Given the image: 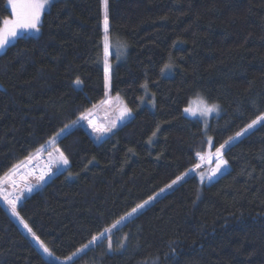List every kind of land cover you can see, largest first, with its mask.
I'll list each match as a JSON object with an SVG mask.
<instances>
[{
  "label": "trees",
  "instance_id": "obj_1",
  "mask_svg": "<svg viewBox=\"0 0 264 264\" xmlns=\"http://www.w3.org/2000/svg\"><path fill=\"white\" fill-rule=\"evenodd\" d=\"M106 12L107 54L102 0L54 1L37 36L0 53V182L40 152L69 161L17 204L52 256L0 196V264H264V123L226 145L215 181L196 169L207 138L215 152L264 114V0H107ZM9 16L0 0V27ZM198 94L220 108L207 132L183 112ZM111 97L132 117L99 143L83 121L65 128Z\"/></svg>",
  "mask_w": 264,
  "mask_h": 264
},
{
  "label": "snow or ice",
  "instance_id": "obj_2",
  "mask_svg": "<svg viewBox=\"0 0 264 264\" xmlns=\"http://www.w3.org/2000/svg\"><path fill=\"white\" fill-rule=\"evenodd\" d=\"M47 3V0H8V4L11 6V15L12 19H4L3 20V27H0V48H3L11 38H14L18 34V30H34L39 31L38 25L40 24V15L41 11ZM102 3L105 7V19H104V47L105 52L107 54L108 48H109V27H108V17H107V0H102ZM165 68L170 67V65L166 64L164 66ZM109 65L107 63V60L105 61V67H104V73H105V88H109L110 86V77H109ZM75 85L78 87L81 84V81L77 79L75 82ZM145 91H147V85H144ZM196 103L198 105V111L200 116L207 117L210 113L218 112L219 111V105L216 103H208L206 99L199 96L198 94V101L196 102H190L188 107H185L183 109V112L188 113L190 115H196L197 110L192 107V104ZM130 115V111L126 106L120 107V115L118 119L120 121H123L127 116ZM91 117V110H86L85 112L81 113L77 121H73L71 125H66V129H71L73 127H76L79 123V121H87L88 126L92 128L94 132H100L102 135L107 134L109 132H112L114 128L117 127L116 123H112L111 126L106 128H99L95 122L90 118ZM264 123V114H261L257 116L255 119L251 121V123L247 124V126L242 129L241 132H237L235 137H229L228 140H226L223 144H221L219 147L215 148V156L218 158V162L216 167L212 170V175L214 176L217 172L221 170L224 166L227 165V161L223 159V151L231 141H233L235 138L240 137L244 134H246L250 129H253L256 125ZM205 124L207 126V121H205ZM65 132V129H61L60 132L56 134V137H54V140L58 138L61 134ZM156 133L153 132V136H155ZM56 151L59 153L58 156L53 157L52 163L53 164H62L67 166L69 161L68 158L65 156V154L60 151V149H56ZM213 154L209 153V158H211ZM49 156L52 157V153H49ZM200 160H204L205 157L203 155L198 154ZM28 159H31L29 157ZM15 168H18L19 165L14 166ZM200 164L196 165V168H199ZM194 171V169L190 170ZM188 175V173H184L181 176H177L174 180L171 181L170 184H168L167 188H172L173 185L177 184L178 182H183L185 180V177ZM40 179L43 180L44 176L41 175ZM204 176L201 174V181L203 182ZM13 188H16L15 183H13ZM32 188L28 186V191H31ZM165 189H161L160 191L163 192ZM4 202L9 206V210L11 212V215L13 217H16L17 220H19L20 224L23 225V228L27 231V233L31 236L32 240L35 241V243L39 246L40 249H42L43 253L47 256H52L51 251L49 248L39 239L37 234L32 230L31 227L23 220V218L20 217V214L17 210V201L20 200L19 195H13L12 193L8 194H2ZM159 195V194H157ZM154 197H149L147 200H144L142 203L137 204L135 207H133L128 213H126L124 216H121L119 220L116 222L117 224H120L121 222L125 221L126 219L131 218L134 214L138 213V210H142L145 208L146 205L149 204L151 200H153ZM115 227V225L113 226ZM110 231V230H109ZM103 234H101V237L93 236L92 242L98 241V239H102ZM90 242V243H92ZM88 245H84V248L86 249ZM111 247V245H110ZM81 251V250H78ZM75 255V253L73 254ZM68 260L71 261L72 257H68Z\"/></svg>",
  "mask_w": 264,
  "mask_h": 264
},
{
  "label": "rangeland",
  "instance_id": "obj_3",
  "mask_svg": "<svg viewBox=\"0 0 264 264\" xmlns=\"http://www.w3.org/2000/svg\"><path fill=\"white\" fill-rule=\"evenodd\" d=\"M54 1L56 0H47V3H45L41 11L40 20L42 18L41 16L43 15V13L49 10L50 5ZM7 8H9L10 10V16L7 17V19H12L13 17L11 15V6L10 4H8V0H7ZM1 27H3V24ZM38 33L39 31H34V30H29V31L18 30L17 36L14 38H11L9 42L3 48H0V53H2V51L5 48H7L9 45L13 44L16 41V39L19 38L20 36H27V37L37 36ZM196 101H198V96L190 100V102H196ZM105 102L106 103L100 106L99 108L91 110L90 118L95 122L96 125H97V119H99V123H98L99 125H97L99 128L103 129V128L109 127L111 126L112 123L115 122L117 127L112 130L113 132L116 129H118L120 126H122L123 124L122 122H125L131 119L132 117L131 112H130V115L127 116L123 121H120L118 119L120 115V107L122 105L125 106L123 101H121V99H119L118 97L107 98ZM189 103L187 107L189 106ZM192 107L197 110V114L190 115L184 112V116L186 118L199 121L202 124L204 131L207 132L206 130L209 125V122L211 121L212 118H216L220 114V108L218 112H213V113H210L207 117H202L199 114L198 105L196 103H193ZM101 115H103V117H101ZM205 121H207V126L205 124ZM82 125L88 128L89 134L92 137L93 141L96 144L99 143L102 134L100 132H94L92 128L88 126L87 121H83ZM112 132H109L104 135L109 136ZM207 142L208 144L206 146V149L205 150L203 149L204 152L203 153L200 152V155H203L205 159L200 160L198 158V164H200V167L196 169L204 168L205 170H207L208 177L206 180L209 182H212V181H215L219 177L220 173H222V170H225L227 166H224L223 168H221V170L217 172L214 176L212 175V170L216 167L218 158L215 156L214 154L215 152H212L210 149V147L212 146L211 139L207 138ZM49 153H52V157L49 156ZM209 153L213 154L211 158H209ZM58 155L59 153L56 151V149L49 151L48 153H46L45 156H43L42 153L40 152V153L35 154V156L31 157V159L26 160V162H24V164H22L18 168L14 169L12 174L7 176L6 178L2 180V182H0L1 198L3 199L2 194H8V193H12L13 195H19L20 200L22 199V197H26V196L28 197L32 195L33 192L36 191L37 186L43 180H45L51 174H57L58 172H62V170L67 167L62 164L52 163L53 157H56ZM196 171L197 170H195V172ZM41 175L44 176L43 180L40 179ZM13 183H15L16 185L15 189L13 188ZM28 186L32 188L31 191H28ZM20 200H18V202H20Z\"/></svg>",
  "mask_w": 264,
  "mask_h": 264
},
{
  "label": "built area",
  "instance_id": "obj_4",
  "mask_svg": "<svg viewBox=\"0 0 264 264\" xmlns=\"http://www.w3.org/2000/svg\"><path fill=\"white\" fill-rule=\"evenodd\" d=\"M19 202L17 201V204H18Z\"/></svg>",
  "mask_w": 264,
  "mask_h": 264
}]
</instances>
